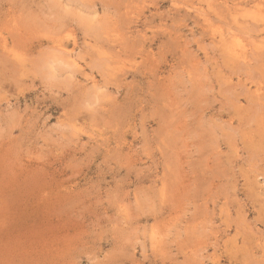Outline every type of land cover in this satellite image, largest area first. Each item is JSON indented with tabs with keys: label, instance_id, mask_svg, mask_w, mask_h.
Instances as JSON below:
<instances>
[{
	"label": "rangeland",
	"instance_id": "obj_1",
	"mask_svg": "<svg viewBox=\"0 0 264 264\" xmlns=\"http://www.w3.org/2000/svg\"><path fill=\"white\" fill-rule=\"evenodd\" d=\"M244 1L0 0V264H264Z\"/></svg>",
	"mask_w": 264,
	"mask_h": 264
},
{
	"label": "bare ground",
	"instance_id": "obj_2",
	"mask_svg": "<svg viewBox=\"0 0 264 264\" xmlns=\"http://www.w3.org/2000/svg\"><path fill=\"white\" fill-rule=\"evenodd\" d=\"M245 1H246V0H245ZM245 1H244V2H245ZM248 1H250V0H248ZM253 1H254V0H253ZM255 1H256V0H255ZM246 3H247V2H246ZM241 6H242V5H241ZM262 22H263V21H262ZM260 214H261V213H260Z\"/></svg>",
	"mask_w": 264,
	"mask_h": 264
}]
</instances>
